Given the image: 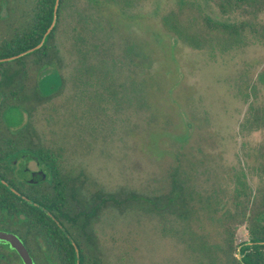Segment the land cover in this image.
<instances>
[{"label":"rangeland","instance_id":"1","mask_svg":"<svg viewBox=\"0 0 264 264\" xmlns=\"http://www.w3.org/2000/svg\"><path fill=\"white\" fill-rule=\"evenodd\" d=\"M5 6L8 23L30 11ZM10 37L0 21V44ZM55 38L60 63L44 71L58 76L27 65L28 97L43 99L7 119H23L86 194L160 198L177 169L194 210H105L93 231L101 263L240 261L248 227L264 220V0H67ZM27 249L35 264L51 255Z\"/></svg>","mask_w":264,"mask_h":264},{"label":"trees","instance_id":"2","mask_svg":"<svg viewBox=\"0 0 264 264\" xmlns=\"http://www.w3.org/2000/svg\"><path fill=\"white\" fill-rule=\"evenodd\" d=\"M56 1L0 0V13L6 5L4 9L7 10L8 15L13 14L15 10L19 11L22 2L26 3L28 9L30 8V11L24 14L26 18L13 20L10 23L8 22L13 18L6 20L0 15V21L4 22L11 32L10 39L0 44V60L18 56L40 46L19 59L0 63V133L3 132V136L0 137V175L5 177L2 171L5 167L4 162L20 155L28 158L33 156L34 159H40L43 164L47 165L50 173L48 180L39 188L29 189L26 193V196L39 207L28 202L24 203L27 231L40 236L46 250L48 249V253L52 255L44 262L46 264H102L93 231L96 222L105 210L143 211L154 216L171 214L181 219L188 218L194 210L186 202L183 185L175 177L177 169L173 171L169 191L160 198L143 197L131 193L126 194L120 201L118 194L115 193L86 194L83 184L79 186L69 176L61 174L56 157L52 152L34 146L31 134L22 130L23 119L16 124H12L7 119L8 111L13 107L22 111L28 110L22 103L23 100L30 104L33 101L35 104L39 100L41 103L43 99L39 97L35 89L32 91L34 98L32 97V101L29 99L27 91L31 83L27 82L35 78L25 71L26 66L35 65L40 73L60 63L58 57L60 51L56 45L55 33L62 8L67 0H58L55 16ZM16 22L18 24H15ZM52 25L54 27L49 30ZM28 58L32 59V62L25 64L23 61ZM13 62L22 63L20 66L16 65L14 70L5 67ZM52 74L57 75L56 69L44 71L40 79ZM19 80L22 83H19ZM25 81L27 82L23 83ZM2 191L5 190L2 189ZM10 198L11 203L15 201L12 196ZM10 208L13 209V205H10ZM248 234L250 241L241 246L239 250L241 259L237 261L234 258L233 264H264V220H254L248 227ZM73 244L78 249L79 261H77ZM88 246L89 250L84 251ZM36 264H39L37 259Z\"/></svg>","mask_w":264,"mask_h":264},{"label":"flooded vegetation","instance_id":"3","mask_svg":"<svg viewBox=\"0 0 264 264\" xmlns=\"http://www.w3.org/2000/svg\"><path fill=\"white\" fill-rule=\"evenodd\" d=\"M29 162H34L36 166L35 170L28 167ZM4 164L5 167L2 171L5 177H3L2 174L0 175V233L10 234L18 238L29 253L30 257L34 255H31L28 251L27 244H34L36 249L38 251L40 250L39 253L42 254V251H46V246L44 245L42 238L37 234L34 235L33 233H29L26 229L24 203H27V200L31 201L26 196L29 189L35 190L48 180V177L50 176L49 168L47 165L43 164L40 159H34L33 156L32 158H28L23 155L5 161ZM40 172L47 174L45 181L40 180L42 175L37 176ZM33 174H35V176ZM2 189L5 191H2ZM10 196L15 200L12 201V203L10 201ZM1 200H4V202H1ZM10 205H13V209L10 208ZM0 247H5L8 251L14 253L8 256L0 250V263L23 264L20 256L16 251L10 249L9 245L0 243ZM46 253L48 252L46 251ZM36 255L37 254H35V256ZM10 256L15 259L12 260ZM51 256L52 255L49 254L45 255L47 259Z\"/></svg>","mask_w":264,"mask_h":264},{"label":"water","instance_id":"4","mask_svg":"<svg viewBox=\"0 0 264 264\" xmlns=\"http://www.w3.org/2000/svg\"><path fill=\"white\" fill-rule=\"evenodd\" d=\"M57 8H58V0L56 1V5H55V9H54L55 16H56ZM53 27H54V25H52L49 30H51ZM39 47L40 46H38V47H36V48H34L32 50L26 51V52H24V53H22V54H20L18 56H15V57H12V58H8V59H5V60H0V63L1 62H9V61H13L15 59H19V58H21V57L33 52L35 49H38ZM33 175L35 176V174H33ZM37 176H41V179H40L41 181H45L46 180V174L43 173V172L38 173ZM27 202L29 204L33 205V206L39 207L38 205L34 204L31 201L27 200ZM40 209H42V208H40ZM0 243L9 245L10 249L16 251L17 254L20 256L21 261H22L23 264H35L34 261L32 260V258L30 257L29 253L27 252V250L25 249V247L21 243V241L18 238H16L15 236H12V235L6 234V233H0ZM74 248H75V252H76V256H77V261H79L78 249L76 248L75 245H74Z\"/></svg>","mask_w":264,"mask_h":264}]
</instances>
